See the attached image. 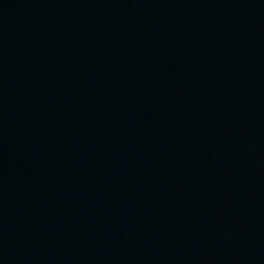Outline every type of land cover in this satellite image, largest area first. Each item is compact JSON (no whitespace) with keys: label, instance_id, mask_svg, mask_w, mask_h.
I'll list each match as a JSON object with an SVG mask.
<instances>
[{"label":"water","instance_id":"obj_1","mask_svg":"<svg viewBox=\"0 0 264 264\" xmlns=\"http://www.w3.org/2000/svg\"><path fill=\"white\" fill-rule=\"evenodd\" d=\"M0 264H264V0H0Z\"/></svg>","mask_w":264,"mask_h":264}]
</instances>
